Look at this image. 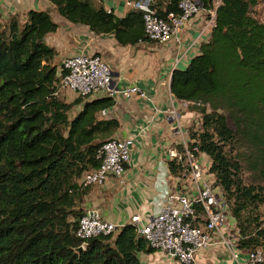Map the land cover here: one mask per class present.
<instances>
[{"label": "trees", "instance_id": "trees-1", "mask_svg": "<svg viewBox=\"0 0 264 264\" xmlns=\"http://www.w3.org/2000/svg\"><path fill=\"white\" fill-rule=\"evenodd\" d=\"M47 1L70 24L120 46L150 43L136 10L119 18L93 0ZM200 1L213 9L218 0ZM178 2L154 0L153 7L165 16L177 13ZM219 2L209 40L173 71L170 93L200 115L188 145L209 160L240 237L237 249L264 253V188L257 184L264 182V22L253 14L264 0ZM57 29L47 11L0 21V264H141V255L156 250L131 224L84 249L75 236L92 190L81 180L99 169L97 151L119 124L101 117L113 98L65 102L55 95L64 72L45 39ZM167 165L178 176L179 165ZM246 173L255 183L245 184Z\"/></svg>", "mask_w": 264, "mask_h": 264}, {"label": "crops", "instance_id": "crops-1", "mask_svg": "<svg viewBox=\"0 0 264 264\" xmlns=\"http://www.w3.org/2000/svg\"><path fill=\"white\" fill-rule=\"evenodd\" d=\"M128 1L134 0H93V3L95 6L101 4L115 16L123 18L131 11L126 6ZM157 1L160 3V0ZM0 2V18L4 21L11 16L23 19L27 11L36 8H43L37 11L49 12L58 25L57 31L48 34L45 39L47 45L57 53L53 65L59 66L65 58L80 52L96 54L111 70L113 90L137 87L144 93L145 98L117 95L113 97L114 105L101 114L103 119H115L119 124L110 138H133L134 145L124 183L109 179L107 185L97 186L90 191L84 205L98 208L106 220L119 227L130 224V218L137 214L150 218L157 212L158 203L164 200L166 187H171L167 150L176 146L182 138L188 139V129L196 116L188 110L189 103L172 97L170 82L173 71L184 70L191 59L199 54L200 44L209 40L211 29H205L207 23L204 15L184 24L178 43L157 45L150 42L131 47L118 45L111 35L97 36L86 27L69 24L56 14L47 0ZM68 95L71 100L76 97L74 94ZM184 103L187 105L184 106ZM171 110L181 115L182 135L176 132ZM145 126L148 129L142 132ZM220 246H214L215 250L209 249L202 260L197 257L195 264H234L230 260V253ZM221 252L227 257L222 258L219 255ZM170 261L161 252L140 256L141 264H172Z\"/></svg>", "mask_w": 264, "mask_h": 264}, {"label": "built area", "instance_id": "built-area-1", "mask_svg": "<svg viewBox=\"0 0 264 264\" xmlns=\"http://www.w3.org/2000/svg\"><path fill=\"white\" fill-rule=\"evenodd\" d=\"M219 3V0L214 1L213 9H204L200 0H179L177 13L165 16L153 7L154 0L128 1L126 6L142 13L144 33L149 42L166 45L178 43L184 24L202 14L208 16L205 29L210 30L215 24ZM60 67L64 74L57 85V97L69 93L89 99L117 95L145 98L137 87L113 90L111 70L99 55L80 52L65 58ZM170 112L176 123V132L182 135L181 115L173 110ZM147 129L145 126L141 131ZM182 139L167 150L169 162H176L180 172L178 176L171 175V187H166V196L158 203L157 212L150 218L138 214L130 218L137 235L156 252L179 264H195L198 254L215 245L224 247L234 264H264L261 250L242 252L237 249L240 237L234 222L229 221L230 211L220 189L214 186V178L208 174L209 160L198 154L197 148L190 149L188 139ZM133 145V138L105 141L97 151L99 169L87 173L81 184L102 186L109 178L123 184ZM120 228L106 220L98 208L84 205L75 236L82 241L80 249H84L87 241L113 234Z\"/></svg>", "mask_w": 264, "mask_h": 264}, {"label": "rangeland", "instance_id": "rangeland-1", "mask_svg": "<svg viewBox=\"0 0 264 264\" xmlns=\"http://www.w3.org/2000/svg\"><path fill=\"white\" fill-rule=\"evenodd\" d=\"M21 2L23 3L24 2V0H21ZM20 2V3H21ZM1 3V2H0ZM0 9H1V5H0ZM42 10L43 8H36V10ZM253 14H254V16L257 18V19H259L260 21H262V22H264V3L263 4H260L256 9H255V11L253 12ZM19 19L23 22V19L21 18V17H19ZM0 21H4V20H2L1 18H0ZM70 24V23H69ZM168 72V71H167ZM69 95H68V93H62V94H59V96H58V98L59 99H61V100H63V101H65V102H72V101H74V99H76L77 98V96L76 97H74V99H70L69 97H68ZM194 119V121H193V125H194V129L195 130H198L199 128H200V115H196L195 116V118H193ZM192 125V126H193ZM108 139H110V138H107L106 140H108ZM244 182H245V184L247 185V184H253V183H255L254 182V179H253V177H251L248 173H246V174H244ZM109 179H111V178H109ZM109 179L108 180H106L105 182H104V184H103V186H105V185H107L109 182ZM118 183V182H117ZM164 182H162V184H163ZM258 185H260V186H262L263 188H264V182H260V183H257ZM119 185H121V184H119ZM96 187L97 186H92V190H95L96 189ZM120 187V186H119ZM122 186H121V190H122ZM118 194V193H117ZM118 197H121V195H119L118 194ZM83 207H84V204L82 205V209H83ZM157 207H158V205H157ZM108 209H110V208H107V210ZM114 219V218H113ZM229 221H230V223L231 224H233V220H232V218H230L229 219ZM115 234V233H114ZM215 246H217V245H215ZM220 247H222V246H220ZM223 248V247H222ZM216 249V247H213V249L212 250H215ZM224 250L225 251H227L225 248H224ZM228 252V251H227ZM207 253V251L206 252H203V253H200V254H198V256L197 257H199V259H201L202 260V258H204V256H205V254ZM219 255H222L221 257L222 258H226L227 257V255H225L223 252H221ZM168 261V260H167ZM172 264H177L176 263V261H170Z\"/></svg>", "mask_w": 264, "mask_h": 264}, {"label": "water", "instance_id": "water-1", "mask_svg": "<svg viewBox=\"0 0 264 264\" xmlns=\"http://www.w3.org/2000/svg\"><path fill=\"white\" fill-rule=\"evenodd\" d=\"M110 98V97H109Z\"/></svg>", "mask_w": 264, "mask_h": 264}]
</instances>
